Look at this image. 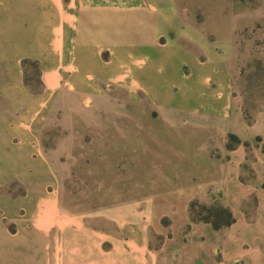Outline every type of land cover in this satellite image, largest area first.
<instances>
[{"label": "crops", "instance_id": "1", "mask_svg": "<svg viewBox=\"0 0 264 264\" xmlns=\"http://www.w3.org/2000/svg\"><path fill=\"white\" fill-rule=\"evenodd\" d=\"M193 23L174 0H0V222L18 250L4 264H264V108L245 120L229 45ZM133 67L152 123L184 132L168 164L155 144L154 167L192 170L147 202L73 214L41 142L49 112L64 87L94 98ZM229 136L240 144L229 148ZM205 194L235 220L226 241L190 222L191 202Z\"/></svg>", "mask_w": 264, "mask_h": 264}, {"label": "rangeland", "instance_id": "2", "mask_svg": "<svg viewBox=\"0 0 264 264\" xmlns=\"http://www.w3.org/2000/svg\"><path fill=\"white\" fill-rule=\"evenodd\" d=\"M174 1L183 15L193 17V26L209 39L217 36L229 45L227 67L233 94L241 99L247 113L264 108V0ZM132 84L134 67L123 82L113 81L91 91L94 98L64 87L49 112L41 142L57 173L61 202L73 214L102 215L105 210L141 199L147 202L155 193L174 189L177 185L170 181L192 170L154 167L155 144L182 150L180 134L184 132H168L162 123L153 124L149 107L137 102ZM227 143L235 145L229 138ZM160 154L166 164L168 156L174 155L168 149ZM215 198L205 194L196 201L199 207L208 209L215 202H222ZM248 206L245 201L240 210L247 213ZM228 231L229 228L221 230L225 241ZM5 235L0 222V264L18 251L10 248V239ZM234 235L248 252L247 231L238 226ZM261 248L264 252V246Z\"/></svg>", "mask_w": 264, "mask_h": 264}, {"label": "trees", "instance_id": "3", "mask_svg": "<svg viewBox=\"0 0 264 264\" xmlns=\"http://www.w3.org/2000/svg\"><path fill=\"white\" fill-rule=\"evenodd\" d=\"M28 64L30 67L35 68L34 63L23 62V66ZM242 112L247 122H251V115L242 106ZM229 139L233 140L235 144H240L239 140L233 136H229ZM231 145H229V148ZM196 208H200L199 211H195ZM189 218L192 224H208L215 231L222 230L223 228L230 227L234 222V218L228 208L223 207L220 203L215 202L212 207L206 209L205 207H199L196 200L192 201L189 206Z\"/></svg>", "mask_w": 264, "mask_h": 264}]
</instances>
